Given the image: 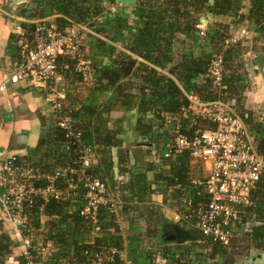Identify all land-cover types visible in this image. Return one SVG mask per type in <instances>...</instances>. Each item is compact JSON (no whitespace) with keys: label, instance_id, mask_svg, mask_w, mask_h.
Masks as SVG:
<instances>
[{"label":"trees","instance_id":"obj_1","mask_svg":"<svg viewBox=\"0 0 264 264\" xmlns=\"http://www.w3.org/2000/svg\"><path fill=\"white\" fill-rule=\"evenodd\" d=\"M49 1L60 14L55 20L59 28L71 25L70 19L73 18L88 24L87 30L83 32V34L87 33V36L83 37L82 47L85 50L84 57L91 61L97 75L89 89L88 98L83 100L80 108L76 110L71 108L74 98L70 93L72 98L64 102V107L73 116L75 128L81 130L94 144L97 162L92 166L91 171L100 174L113 189L116 197L124 201L121 214L129 221L125 228L133 229L134 234L138 233V237L144 240L145 249L149 250L144 252L142 258L148 260V264H153V255L161 252L162 256L168 259L169 264H236L250 252L257 250L264 252V175L253 192L256 220L261 223L254 226L253 230H246L242 235L231 239L227 245L203 241L197 230L186 226H184L186 229L199 236L197 241L186 244L164 242L160 230L162 224L170 220L161 211L162 206L156 204L150 196L152 194L150 186L153 184L156 186L155 193L163 196L164 205L175 211L186 208L182 202V190L190 189V179L194 175L190 174L194 170V164L187 155H179L171 160L163 158L160 151L165 139L162 112L174 111L187 101V96L179 86V82L187 91H192L204 100L222 99L228 102L234 112L245 119L249 130L256 136V149L264 157V115L257 117L256 110L250 107L248 98L250 78L245 68L248 59L244 53H248L249 50L242 41L232 43L229 47L224 46L226 39L235 32L238 24L245 23L248 27L249 23L254 25L260 23L259 15L264 17V0H252L248 14L241 12L244 0H214L213 4L209 0H139L141 22L122 19V30H132L129 31L130 33L126 31L121 46L115 45V41L120 38L118 34L111 35L112 38L108 40L97 39L100 41L95 46H101L100 49L112 57V65L108 67L90 59V51L86 48L89 45L87 37L96 34V21L100 16L106 15L108 23L113 19L110 16L116 19L117 15L112 14L110 9V5L116 0ZM65 3H68L72 12L62 9L61 5ZM202 14H210L207 16L210 22L205 26V34L199 35L196 23ZM24 25H27L28 30L35 26L32 22ZM180 32L190 33L199 50L190 52L179 49L172 56L174 51L172 48L177 42L176 35ZM17 39L18 36L15 35L12 41L16 42ZM221 53L225 60L223 79L225 88L219 93L214 91L212 80L205 77V70L211 59ZM74 59L69 54L63 58V61L69 62L70 67L73 68ZM167 66L169 73L164 72ZM66 77L68 79L71 77L76 84L80 80L73 71L67 72ZM65 83L67 92L74 89L71 90L67 79ZM81 95L83 92L76 97ZM135 102L137 112L133 114L134 119L129 126L124 107L129 105L128 103ZM54 113L53 116L56 115ZM212 126L215 125H209ZM64 132L61 127L53 125L40 145L45 140L44 145L55 143L60 146L66 138ZM133 132L146 135L152 146L147 147L146 150H140L141 147H137L138 150L129 149L124 143ZM51 133L58 134L53 136ZM113 148H116L118 153L119 174L127 178L117 190L118 182L113 171ZM58 154L54 155L55 159H58ZM65 160V155L62 154L57 165L64 164ZM149 173L152 174L151 178L148 176ZM178 180L186 188L179 187ZM192 190L189 191L190 195L195 196ZM195 199H198V196ZM78 211L69 213L66 203L58 201H51L44 208V212L52 217L50 223L55 230V233H51L48 237L55 245H59V248L60 244L62 245L59 255L63 261L68 259V264H83L85 250H94L104 244H113L125 249L122 243L123 224L107 221L106 217L104 220V212H102L99 217L103 230L95 238V243H92L88 240L92 229L83 222ZM31 221L37 230L39 218L35 217ZM2 223L0 220V264H5L7 257L11 256L18 243L6 230H3ZM179 224L184 223L179 222ZM64 231L72 235L73 244L71 243L70 254L65 250L70 245L65 242L62 244V239L66 236ZM60 232L64 238L61 237ZM28 234L29 232H26V235ZM34 236H37L35 232ZM181 246L184 247L183 252ZM197 246H200V249L193 252L195 258L186 257L192 247ZM130 247L128 246V249ZM128 249H126L127 254ZM122 262L130 264V261L128 263L121 257H116V263ZM21 264H26V257L23 254ZM55 264L59 263L56 261Z\"/></svg>","mask_w":264,"mask_h":264},{"label":"built area","instance_id":"obj_2","mask_svg":"<svg viewBox=\"0 0 264 264\" xmlns=\"http://www.w3.org/2000/svg\"><path fill=\"white\" fill-rule=\"evenodd\" d=\"M110 9L116 14L117 4H112ZM30 22L34 23V28L22 31L15 43L19 55L9 82L28 81L40 91H47L57 124L65 130L62 150L66 160L57 165L32 156L7 155L0 162V207L14 226L17 238L23 242L26 264H55L63 260L59 245L48 237L53 227L52 217L44 212L47 203H66L69 213L79 210L83 222L92 229L88 240L95 243L103 230L99 217L102 212L104 220L106 217L107 221L123 224L124 201L116 197L100 174L91 171L97 162L94 144L75 128L73 116L64 107L67 72L73 71L86 85L93 83L97 75L91 61L84 57L82 47L87 22H72L65 28H59L49 17H38ZM202 23L199 18L196 23L199 35L205 34ZM247 34L244 28L236 30L224 46L244 40ZM69 54L75 58L73 68L63 61ZM224 71L225 60L221 53L211 59L205 70V77L212 80L215 92L220 93L225 88ZM5 90L6 84L2 83L0 92ZM184 93L186 102L174 111L162 112L165 139L160 151L163 158L171 160L187 155L194 164L190 175H194L190 189L182 190L184 210L175 211L163 202L159 205L170 210L176 222L197 230L203 241L227 245L231 239L261 223L256 220L253 192L264 175V157L257 151L256 136L245 119L237 115L228 102L204 100L192 91ZM212 124L215 126L209 127ZM121 176L115 178L116 190L122 183ZM178 186L184 185L178 180ZM190 190L195 196L190 195ZM35 217L40 220L37 230L31 221ZM34 232L39 234L34 236ZM84 254L83 264H124L116 263L118 256L129 263L126 249L113 244L85 250ZM153 264L169 262L161 252H156Z\"/></svg>","mask_w":264,"mask_h":264},{"label":"crops","instance_id":"obj_3","mask_svg":"<svg viewBox=\"0 0 264 264\" xmlns=\"http://www.w3.org/2000/svg\"><path fill=\"white\" fill-rule=\"evenodd\" d=\"M138 2L139 0H137L135 4L131 5L115 2L117 4L116 19L114 16L107 15L113 18L110 20L111 23L107 22L108 19L107 17L105 18L106 15L100 16L98 18L99 32L87 37L89 39H87V41H89V45L86 46L87 51L91 52L93 50H96V56H94L93 54V56L90 57L91 60L100 62L102 65H105L107 67L112 65V57L110 56V54L106 55L103 52L104 50L100 49L101 46H95V44L97 43V39L101 38L104 40H108L109 38H112L114 34H118L120 35V38L115 41V45L121 46L124 39L123 37L126 36L127 32L130 33L129 31L132 30H122V19H127V21L130 22H135L136 20H138V23L141 22V6L140 4H138ZM210 3L213 4L214 0ZM251 5L252 0H244L241 6V12L244 14H248ZM208 15L210 16V14ZM208 15L202 14V16L205 18V22H203L205 23V26L207 22L208 24L210 22V19L207 18ZM42 16H47L50 19L56 20V18L60 16V14L56 12L53 4L49 0H0V85L2 83L6 84V91L0 92V162H2V160L7 155L15 153L19 154L21 157L32 156L36 159H39L40 161H50L51 164H57L59 163L58 160L60 156L64 154L62 150V144L60 146H57L55 143L44 145V140L43 144L40 145L42 139L46 137L45 135L49 130H51L52 126H58L56 115L53 116L54 112H52L51 108H49L50 103L48 100L47 91H40L38 88L30 85L28 81H21L14 84L9 82L10 75L12 74V72H14V64L19 55V51L16 49L17 44H15L17 42L12 40L14 39L15 35H17L19 38L22 31H26V29H29L27 25L24 24H29V22L33 21V19ZM246 21L248 23V19H246ZM259 21L260 23L257 25L249 23L248 27L245 26V23H240L236 26V30L244 28L248 31V34L243 38L244 40H242V42H244V45H247L246 47L249 50L248 52L251 53L250 57L245 56L248 59V61L245 63V68H247L249 73L248 77L250 78V90L248 92V98L250 107L256 110L257 117L259 116L260 118L263 117L262 115H264V78L261 77V75H257L259 71L255 69V65L257 56L260 54L264 55L263 15H259ZM17 26H19V28ZM107 30H109V32ZM110 31L112 33H110ZM176 36L177 42H175L176 45H174L176 50H193L194 48V50H199L198 47H196L197 45L195 43V39H193V36H191L190 33L180 32ZM18 40L19 39H17L16 41ZM262 67L264 68V63ZM254 73H256V76H258V80H254ZM66 79L67 81H69L68 84H70L71 90L75 86L79 87L82 85L81 80L77 81L76 84L74 80H71V77L69 79L66 77ZM87 85L90 86L92 85V83ZM78 91H80V89H78ZM77 102L80 103V101ZM132 105L134 107L133 110L135 111L137 108V103H132ZM126 119L128 120L127 122L130 126L131 122L134 119L133 114L130 116L127 115ZM51 134L55 136L58 133ZM141 136L146 135H140L136 132L131 133V136L129 138L125 137L126 139L124 145H127V147L129 149L131 148L132 150H138L139 148L137 147H141L140 150H146V148L150 146L137 144V141H140ZM38 147H40L41 149L39 150ZM114 150L118 161L117 149L114 148ZM57 153H59L57 156L58 159H55L54 155H56ZM150 188L153 201L158 205L161 204L163 202V196L155 193V187L153 184H151ZM160 208L163 213H165L167 216H170V210L165 207ZM0 220L3 222V230H6L18 243L13 249L14 254L12 252L11 256L7 257L5 264H21L23 244L21 243V240L17 238L14 226L9 225L10 222L8 218L3 215L1 207ZM169 220L170 223L174 222L171 219ZM48 222L49 221H47V223ZM180 225L183 227H188L186 224ZM132 233L134 235V231H132ZM17 250L19 254L16 253ZM127 255L128 258H131V260L129 259L130 264L132 262H135L134 259L129 256V254ZM141 261V264H148V260L146 259H141ZM261 263L264 264V252L253 251L236 264ZM59 264H68V260H64Z\"/></svg>","mask_w":264,"mask_h":264},{"label":"rangeland","instance_id":"obj_4","mask_svg":"<svg viewBox=\"0 0 264 264\" xmlns=\"http://www.w3.org/2000/svg\"><path fill=\"white\" fill-rule=\"evenodd\" d=\"M62 6V9H64V10H66V11H68V12H72V9H71V7L68 5V3H65V4H63V5H61ZM57 9V8H56ZM203 16H201L200 17V19L202 18ZM70 18H72V17H70ZM70 21L71 22H78V21H76V19L75 18H73V19H70ZM202 25H204L205 26V24L204 23H202ZM95 31H96V33H98V21H96V27H95ZM204 31H206V28H204ZM84 35H85V38H86V36H87V33H84ZM90 36H92V35H90ZM100 40H97V43L99 42ZM244 44V43H243ZM242 44V45H243ZM172 49H174V51H173V54H172V56H174V54L176 53V49H175V47H173ZM195 49V48H194ZM193 49V50H194ZM96 50H93V51H91L90 52V54H89V56L91 57V56H93V54H94V56H96V52H95ZM190 52H193L192 50H190ZM244 56H248V57H250L249 55H247V53H245V55ZM252 57V56H251ZM171 63V65H172V63H173V60L170 62ZM170 66V65H169ZM169 66H167L166 67V69H165V71L164 72H166V73H169V71H168V69H169ZM254 80H256L257 78H256V73H254ZM258 76H260V74L258 73L257 74ZM258 80V79H257ZM92 85H90V86H88V85H86V84H84V83H82V85L80 86V87H74V89L72 90V91H69V92H66V98H65V101H69L72 97L74 98V100L71 102V108L73 109V110H76L77 108H80V106H81V104H82V102H83V100L84 99H86V98H88V96H89V89H90V87H91ZM179 86L180 87H182V89L183 88H185V86L182 84V83H180L179 82ZM78 89H80V91H78ZM6 91V90H5ZM4 91V92H5ZM84 91V92H83ZM184 91H187L186 89L184 90ZM83 92V95H81V96H78V97H76V95L77 94H81ZM69 93H70V95L72 96H70L69 95ZM77 101H80V103L79 102H77ZM79 103V104H78ZM78 104V105H77ZM129 105H127V106H125L124 107V111L127 113V115H132V114H134V113H136L137 112V108H136V110L134 111L133 109H134V107H133V105H132V103H128ZM253 104V103H252ZM49 108H51L50 107V105H49ZM133 140H137V139H133ZM127 146V145H126ZM126 146H124V147H126ZM146 146V145H145ZM149 178H151L152 177V174L151 173H149ZM119 180H122V182H125L126 180H127V178L125 177V176H121L120 178H119ZM154 187H156L155 185H154ZM150 196H151V194H150ZM153 200V199H152ZM165 212H166V210H165ZM164 214V213H163ZM165 215V214H164ZM123 217V220L125 219L124 218V215L122 216ZM166 217H167V215H166ZM56 218H57V216H56ZM168 218L169 219H171L172 221H175L176 219H174V217H173V213H171L170 214V216H168ZM168 222H165V223H163L162 224V227H161V230H160V234L161 233H163L166 229H167V224ZM129 224V221H127V220H124L123 221V225H122V229H123V231H122V234H123V237H124V239H123V244H125V245H127V246H125V249H128V246H131L129 249H128V254H129V256H131L133 259H134V261L135 262H132L131 264H141V259H143L142 258V256H144V252H149V250H147V249H145L146 247L144 246L145 245V243H144V240L140 237H138V233H136V234H132V231H133V229H127V228H125V226H127ZM9 225H12V223H10ZM13 226V225H12ZM65 232V239H62V244H64V242H65V244H69L70 246L69 247H66L65 248V250L66 251H69V254L72 252V245H71V243L73 244V240H72V235H70L67 231H64ZM53 233H55V230H53ZM37 234H39V232H37ZM60 235H61V232H60ZM61 237H63L64 238V236H62L61 235ZM79 241H81L80 239H79ZM21 243H23L22 241H21ZM187 243H189V242H187ZM190 243H192V242H190ZM186 244V243H185ZM61 244H60V248L59 249H61L62 250V248H61ZM23 249V248H22ZM198 249H200V246H197V247H192V250L190 251V252H192L191 254H190V252H189V255L188 256H186V257H188L189 259L190 258H195V254L193 253V252H196ZM183 250H184V247L183 246H181V251L183 252ZM257 250V249H256ZM257 251H259V252H261L260 250H257ZM23 252H24V249H23V251H22V254H23ZM16 253L17 254H19V252H18V250L16 251ZM13 254H14V252H13ZM127 254V253H126ZM190 255H192V256H190ZM50 257H49V255H48V257H47V259H49ZM56 258H59V257H56ZM141 258V259H140ZM46 259V260H47ZM128 259H130L131 260V258H128ZM62 260H63V258H62ZM68 260V259H67ZM188 261V260H187ZM198 262V261H197ZM12 264V263H11ZM142 264H145V263H142ZM261 264H263V263H261Z\"/></svg>","mask_w":264,"mask_h":264},{"label":"water","instance_id":"obj_5","mask_svg":"<svg viewBox=\"0 0 264 264\" xmlns=\"http://www.w3.org/2000/svg\"><path fill=\"white\" fill-rule=\"evenodd\" d=\"M25 1H28V0H25ZM212 1L213 0H210V2ZM116 2L126 4V5L128 4L131 5V4H135L137 0H116ZM201 21L205 22V18L202 17ZM263 63H264V55L260 54L257 56L255 69H257L261 77L264 78V68L262 67ZM257 77L258 76H256V78ZM140 140H141L140 145H147V146L152 145L146 136H141ZM137 144L139 145L138 142ZM113 171L115 174V178H117L119 175L118 161L116 158V153H115L114 148H113ZM166 225H167V229L163 233L160 234L164 242L171 243V244H185L187 242L197 241L199 239V236L196 233L181 226L178 222H171V223L168 222Z\"/></svg>","mask_w":264,"mask_h":264},{"label":"flooded vegetation","instance_id":"obj_6","mask_svg":"<svg viewBox=\"0 0 264 264\" xmlns=\"http://www.w3.org/2000/svg\"><path fill=\"white\" fill-rule=\"evenodd\" d=\"M141 141V140H140ZM140 141L138 140L137 142L140 144Z\"/></svg>","mask_w":264,"mask_h":264},{"label":"clouds","instance_id":"obj_7","mask_svg":"<svg viewBox=\"0 0 264 264\" xmlns=\"http://www.w3.org/2000/svg\"><path fill=\"white\" fill-rule=\"evenodd\" d=\"M52 111V110H51ZM53 112V111H52ZM118 170H119V168H118ZM174 222H176V221H174ZM179 223V222H178Z\"/></svg>","mask_w":264,"mask_h":264}]
</instances>
